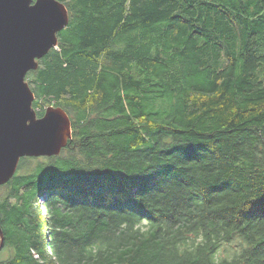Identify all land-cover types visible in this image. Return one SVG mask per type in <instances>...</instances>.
I'll list each match as a JSON object with an SVG mask.
<instances>
[{
	"label": "trees",
	"instance_id": "trees-1",
	"mask_svg": "<svg viewBox=\"0 0 264 264\" xmlns=\"http://www.w3.org/2000/svg\"><path fill=\"white\" fill-rule=\"evenodd\" d=\"M57 1L25 81L72 138L0 186V264H264V0Z\"/></svg>",
	"mask_w": 264,
	"mask_h": 264
},
{
	"label": "water",
	"instance_id": "water-1",
	"mask_svg": "<svg viewBox=\"0 0 264 264\" xmlns=\"http://www.w3.org/2000/svg\"><path fill=\"white\" fill-rule=\"evenodd\" d=\"M68 21L57 0H0V186L12 179L22 158L58 156L71 141L67 114L50 106L37 117L25 81L57 46ZM3 244L0 228V249Z\"/></svg>",
	"mask_w": 264,
	"mask_h": 264
},
{
	"label": "rangeland",
	"instance_id": "rangeland-1",
	"mask_svg": "<svg viewBox=\"0 0 264 264\" xmlns=\"http://www.w3.org/2000/svg\"><path fill=\"white\" fill-rule=\"evenodd\" d=\"M21 173V170H20V167L18 166V168H17V171H16V173H15V175H18V174H20ZM42 200V199H41ZM38 202H40V201H38Z\"/></svg>",
	"mask_w": 264,
	"mask_h": 264
},
{
	"label": "flooded vegetation",
	"instance_id": "flooded-vegetation-1",
	"mask_svg": "<svg viewBox=\"0 0 264 264\" xmlns=\"http://www.w3.org/2000/svg\"><path fill=\"white\" fill-rule=\"evenodd\" d=\"M1 190H2V189H0V191H1ZM1 194L3 195V191L1 192ZM3 247H4V244H3L2 248H3ZM2 248H1V249H2ZM1 249H0V250H1Z\"/></svg>",
	"mask_w": 264,
	"mask_h": 264
},
{
	"label": "bare ground",
	"instance_id": "bare-ground-1",
	"mask_svg": "<svg viewBox=\"0 0 264 264\" xmlns=\"http://www.w3.org/2000/svg\"><path fill=\"white\" fill-rule=\"evenodd\" d=\"M159 3V2H158ZM195 239V238H194ZM171 255V254H170Z\"/></svg>",
	"mask_w": 264,
	"mask_h": 264
}]
</instances>
